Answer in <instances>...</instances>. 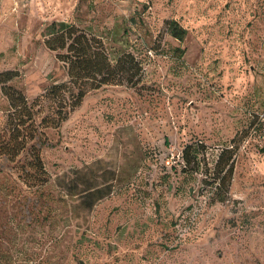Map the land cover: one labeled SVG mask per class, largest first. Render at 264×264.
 I'll return each instance as SVG.
<instances>
[{"label":"rangeland","instance_id":"1","mask_svg":"<svg viewBox=\"0 0 264 264\" xmlns=\"http://www.w3.org/2000/svg\"><path fill=\"white\" fill-rule=\"evenodd\" d=\"M0 264H264V0H0Z\"/></svg>","mask_w":264,"mask_h":264},{"label":"trees","instance_id":"2","mask_svg":"<svg viewBox=\"0 0 264 264\" xmlns=\"http://www.w3.org/2000/svg\"><path fill=\"white\" fill-rule=\"evenodd\" d=\"M60 28H58V30H54L53 28L50 30V32H48V38L46 39V42H47V47L49 45V49L51 50H56V49H64L65 48V45L62 46H58L57 48L55 47V44H53L54 41H57L59 40L58 38H61V36H63V32H64V29L66 27L63 26L62 23H60ZM63 26V27H62ZM174 37L176 38H181V35L180 34H174L173 35ZM67 50H68V47H67ZM75 59L77 57H74ZM67 60H69V57H66ZM69 64H72V60H69ZM106 65L104 66V64L101 62V58L97 57H94V59H87V60H82L79 62V67L83 70L85 69L87 72H89V75L91 74L92 76H95V78H98L99 79L97 80V84L99 86L105 84L106 82H108L107 78L109 76V74H107V76H104L105 74L104 73H107L105 72L104 70L108 71V65L107 63H105ZM102 75V76H100ZM93 78V77H91ZM96 81V79H94ZM98 87L94 86L93 89H96ZM84 96V92L83 91H79L78 94H77V100L80 101ZM225 153V152H224Z\"/></svg>","mask_w":264,"mask_h":264}]
</instances>
